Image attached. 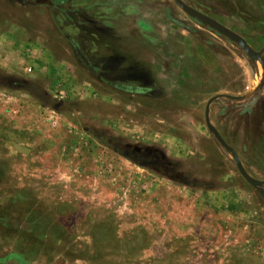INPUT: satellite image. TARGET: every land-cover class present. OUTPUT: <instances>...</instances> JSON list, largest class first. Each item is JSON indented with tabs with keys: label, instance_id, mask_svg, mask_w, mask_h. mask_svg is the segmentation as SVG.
Masks as SVG:
<instances>
[{
	"label": "rangeland",
	"instance_id": "374dc122",
	"mask_svg": "<svg viewBox=\"0 0 264 264\" xmlns=\"http://www.w3.org/2000/svg\"><path fill=\"white\" fill-rule=\"evenodd\" d=\"M51 1L0 0V264H264L205 121L232 97L210 121L264 180L262 64L173 0ZM183 1L264 49V0Z\"/></svg>",
	"mask_w": 264,
	"mask_h": 264
},
{
	"label": "water",
	"instance_id": "95a60500",
	"mask_svg": "<svg viewBox=\"0 0 264 264\" xmlns=\"http://www.w3.org/2000/svg\"><path fill=\"white\" fill-rule=\"evenodd\" d=\"M20 1V0H17ZM175 2V4L182 10L184 11L188 16H190L191 18L199 21L200 23L204 24L205 26L209 27L210 29L214 30L215 32H217L218 34L228 38L231 42L235 43L236 45H238L241 50L250 58L253 60H257L259 61L263 68H264V59H263V52L264 49H262L261 51H256L254 50L249 44L248 42L242 38L240 35H238L237 33L233 32L232 30H230L229 28L225 27L223 24H221L220 22H218L217 20L209 17L208 15L192 8L191 6L187 5L183 0H173ZM36 3L38 5H48L50 7H52L54 4L51 0H36ZM76 51L78 53V55L80 56V58H82L83 60L84 57L82 56L79 47L74 44ZM118 89L126 91V92H130V93H146L147 91L145 89H141L138 87H128V86H121L118 85L117 86ZM221 97H228V98H232L230 96L227 95H217L212 97L207 105H206V109H205V121H206V125L208 130L210 131V133L215 137V139L218 141V143L222 146V148H224L228 153L231 154L233 161L239 171V173L241 174V176L246 180V182H248L251 186H253L260 194L263 202H264V180H259L256 179L254 177H252L247 170L245 169V167L243 166L240 157L238 156L237 152L234 150L233 147H231L226 141L225 139L222 137V135L219 133V131L217 130L216 127H214L210 121V117H209V111H210V105L213 101L221 98Z\"/></svg>",
	"mask_w": 264,
	"mask_h": 264
}]
</instances>
